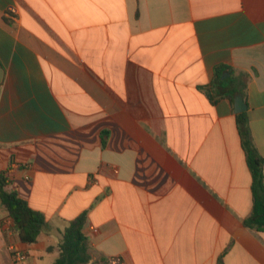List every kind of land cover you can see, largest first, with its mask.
<instances>
[{
  "label": "crops",
  "instance_id": "1",
  "mask_svg": "<svg viewBox=\"0 0 264 264\" xmlns=\"http://www.w3.org/2000/svg\"><path fill=\"white\" fill-rule=\"evenodd\" d=\"M0 64V171L48 221L28 245L0 202V264H54L84 212L88 264H264L211 88L229 67L264 159V0H0Z\"/></svg>",
  "mask_w": 264,
  "mask_h": 264
},
{
  "label": "trees",
  "instance_id": "2",
  "mask_svg": "<svg viewBox=\"0 0 264 264\" xmlns=\"http://www.w3.org/2000/svg\"><path fill=\"white\" fill-rule=\"evenodd\" d=\"M227 71L232 73L231 69L224 65H219L215 68V77L211 88L214 95L226 97L231 102H234V98L240 90L226 93L231 77L227 79L222 77ZM1 83L0 79V86ZM214 101H216L215 97ZM237 122L241 133L242 145L246 153L247 164L253 177V211L244 220V224L257 231H264V159L253 142L247 114L245 112L237 114ZM7 183V178L0 171V202L12 219L14 230L18 233L21 241L28 245L35 244L38 242L39 235L42 229L47 226L48 221L43 213L33 209L18 192L7 190ZM86 222L87 212H84L69 223V226L62 233L61 255L54 264H88L90 262L92 259L90 254L92 247L84 233ZM101 259L103 262H108L105 257Z\"/></svg>",
  "mask_w": 264,
  "mask_h": 264
},
{
  "label": "water",
  "instance_id": "3",
  "mask_svg": "<svg viewBox=\"0 0 264 264\" xmlns=\"http://www.w3.org/2000/svg\"><path fill=\"white\" fill-rule=\"evenodd\" d=\"M228 76L229 74L225 73L222 78L226 79ZM234 104H235V113L237 114L244 113L248 109V105L245 102L244 97L241 93L236 94L234 98Z\"/></svg>",
  "mask_w": 264,
  "mask_h": 264
},
{
  "label": "built area",
  "instance_id": "4",
  "mask_svg": "<svg viewBox=\"0 0 264 264\" xmlns=\"http://www.w3.org/2000/svg\"><path fill=\"white\" fill-rule=\"evenodd\" d=\"M9 249L13 258L17 261H27V264H35L34 262L28 261V255L23 251L18 250L14 245L9 246Z\"/></svg>",
  "mask_w": 264,
  "mask_h": 264
}]
</instances>
